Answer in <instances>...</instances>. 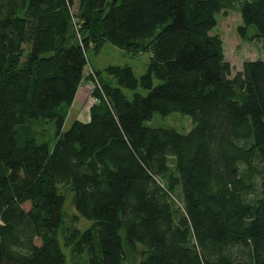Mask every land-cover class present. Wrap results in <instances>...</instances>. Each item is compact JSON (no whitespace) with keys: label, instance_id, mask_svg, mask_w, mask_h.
Listing matches in <instances>:
<instances>
[{"label":"trees","instance_id":"1","mask_svg":"<svg viewBox=\"0 0 264 264\" xmlns=\"http://www.w3.org/2000/svg\"><path fill=\"white\" fill-rule=\"evenodd\" d=\"M232 10L264 46V0H0V264H264V60L232 78L212 33ZM106 44L150 53L148 71L109 67L115 86L94 69L99 103L66 129ZM156 113L194 128L147 126ZM35 120L55 122L52 150ZM61 186L90 226L60 237Z\"/></svg>","mask_w":264,"mask_h":264},{"label":"rangeland","instance_id":"2","mask_svg":"<svg viewBox=\"0 0 264 264\" xmlns=\"http://www.w3.org/2000/svg\"><path fill=\"white\" fill-rule=\"evenodd\" d=\"M218 25L212 32L220 35L224 41L225 57L232 67V78L243 71L244 63L247 61L264 60V46L253 38L258 32L255 28L249 30V39L244 40L238 34V28L243 25L241 16L238 10L228 11L217 17ZM29 48L25 46L24 57L27 55ZM88 59L92 67L99 71L100 77L104 82L115 84L116 80L110 77L106 70L112 66L131 67L137 79L147 73L151 63V54L147 52L130 53L124 49H120L111 44H106L103 50L97 54L93 49L88 51ZM159 81L154 79V85L157 86ZM89 91V89H88ZM125 95L132 100L135 93H140L144 96L148 91L139 87L136 91L123 89ZM90 98V91H89ZM89 108V107H88ZM147 126L152 128H166L175 129L182 134H188L193 128L194 123L192 119L181 113H173L169 116H162L158 113L154 114L153 119L147 123ZM24 130H29L35 136L38 144H47L52 150L57 140V130L55 122L45 120H35L28 124ZM263 165V164H262ZM261 165V166H262ZM259 166L251 170L253 181H257ZM167 185V179L164 180ZM60 192L67 198L66 221L64 228L60 232V237L68 233L72 227L79 229H86L90 223L84 218L80 217L76 212L72 203V196L66 186L60 187ZM181 191L177 189L172 195V203L174 211L182 210ZM178 215V214H177ZM139 259V257H138ZM137 259V261H139ZM132 261V260H131ZM136 264V262H131ZM80 264H86V258L80 257L78 259ZM138 264V262H137Z\"/></svg>","mask_w":264,"mask_h":264},{"label":"crops","instance_id":"3","mask_svg":"<svg viewBox=\"0 0 264 264\" xmlns=\"http://www.w3.org/2000/svg\"><path fill=\"white\" fill-rule=\"evenodd\" d=\"M88 80L80 87L76 99L69 109L66 119V129L71 127L75 121L87 123L91 119V108L89 107Z\"/></svg>","mask_w":264,"mask_h":264},{"label":"built area","instance_id":"4","mask_svg":"<svg viewBox=\"0 0 264 264\" xmlns=\"http://www.w3.org/2000/svg\"><path fill=\"white\" fill-rule=\"evenodd\" d=\"M88 76H90V78L92 80H88V89L90 91V98H89V108H91L92 106L96 105L99 103V100L94 96L95 91L98 89L102 90L100 83L98 82L96 73L94 71V68L91 65H88Z\"/></svg>","mask_w":264,"mask_h":264}]
</instances>
